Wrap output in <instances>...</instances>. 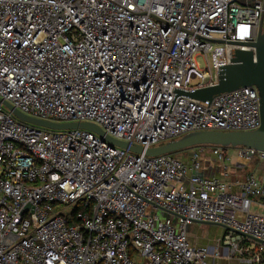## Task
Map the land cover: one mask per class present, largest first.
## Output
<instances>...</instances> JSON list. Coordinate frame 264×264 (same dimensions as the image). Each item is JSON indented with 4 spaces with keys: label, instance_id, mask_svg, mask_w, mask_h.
Wrapping results in <instances>:
<instances>
[{
    "label": "built area",
    "instance_id": "built-area-1",
    "mask_svg": "<svg viewBox=\"0 0 264 264\" xmlns=\"http://www.w3.org/2000/svg\"><path fill=\"white\" fill-rule=\"evenodd\" d=\"M241 1L0 0V98L144 149L193 131L254 130V86L210 100L177 93L215 85L231 50L248 49L227 42L256 39L262 0ZM236 149L264 168L263 151ZM182 156L32 125L0 102V264H264V177L242 174L221 146ZM207 158L216 166L204 175ZM193 223L221 235L193 244Z\"/></svg>",
    "mask_w": 264,
    "mask_h": 264
},
{
    "label": "water",
    "instance_id": "water-1",
    "mask_svg": "<svg viewBox=\"0 0 264 264\" xmlns=\"http://www.w3.org/2000/svg\"><path fill=\"white\" fill-rule=\"evenodd\" d=\"M264 0H262V14L260 17L256 39L248 42H227L233 46L244 45L248 49L233 48L230 52V63L218 70V82L210 87L196 89L191 92L177 90V93L194 99L210 100L214 95L231 91L241 86H254L258 93L260 126L248 131H221L200 130L182 135L179 138L168 140L157 146L143 148L140 145H131L127 142L107 136L95 124L89 122L57 123L34 118L21 113L11 104L0 102L20 121L50 129L80 128L97 133L103 140L126 148L134 153H144L148 156L177 153L184 149L199 145H215L221 147H245L251 156L253 151L264 152ZM223 42L222 40H216Z\"/></svg>",
    "mask_w": 264,
    "mask_h": 264
},
{
    "label": "rangeland",
    "instance_id": "rangeland-1",
    "mask_svg": "<svg viewBox=\"0 0 264 264\" xmlns=\"http://www.w3.org/2000/svg\"><path fill=\"white\" fill-rule=\"evenodd\" d=\"M241 2L244 3L243 0ZM197 61H198V65L201 67L202 63H201L200 59H198ZM197 81H198L197 78H193L191 80V83L194 84ZM225 151L229 155L231 163L236 161V162H242L245 164V167H244L245 169H244V172L242 174L254 172L257 177H259V178L264 177L263 165L260 164V162L256 156H252L248 160L244 159V158H240V157H238V151H237L236 147L235 148L226 147ZM174 155L179 156V157H183L182 153L179 154V152H177ZM205 161L206 162L202 166V169L204 170V175H207L213 171V168L216 166V163H214V159H212V158L211 159L207 158ZM155 212L162 219L165 217V213L163 211L156 209ZM174 224H177V222H175ZM193 224L188 225L186 230L189 229L191 227V225H193ZM191 228L192 229H191V232L189 233V237H190V240L192 241L193 244H196V245H203V244L214 245L215 240L213 239V237L216 236L214 227H211L208 225L197 224V225H193ZM204 234L206 235V238L202 237ZM200 235H202V236H200ZM209 235H213V236H210V238H207V236L209 237Z\"/></svg>",
    "mask_w": 264,
    "mask_h": 264
},
{
    "label": "crops",
    "instance_id": "crops-1",
    "mask_svg": "<svg viewBox=\"0 0 264 264\" xmlns=\"http://www.w3.org/2000/svg\"><path fill=\"white\" fill-rule=\"evenodd\" d=\"M251 0H247L248 3H250ZM263 24H264V19H263ZM244 172V171H243ZM239 173V172H238ZM193 225H197L196 223L193 224ZM191 225V227L193 226ZM199 225H208V226H211V227H214L215 228V233H216V236L213 237V239L216 241L217 238H219V236L221 235V228L219 226H215V225H210V224H199ZM189 228L187 229V233H188V238L190 240V237H189V233L191 232V229L192 228ZM202 236V235H200ZM210 236H213V235H209V237L207 236V238H210ZM202 237H205L206 238V235L204 234ZM216 238V239H215ZM212 240V239H211ZM190 242L192 243V241L190 240ZM203 245H208V244H203ZM215 264H242V263H238L236 260H223V259H219L217 261H215Z\"/></svg>",
    "mask_w": 264,
    "mask_h": 264
},
{
    "label": "trees",
    "instance_id": "trees-1",
    "mask_svg": "<svg viewBox=\"0 0 264 264\" xmlns=\"http://www.w3.org/2000/svg\"><path fill=\"white\" fill-rule=\"evenodd\" d=\"M263 25H264V24H263ZM224 148H225V147H224ZM187 149H189V148H187ZM187 149H184V150L180 151L179 154H180V153H183V152L186 151ZM225 149H226V148H225ZM172 154H176V153H172Z\"/></svg>",
    "mask_w": 264,
    "mask_h": 264
}]
</instances>
